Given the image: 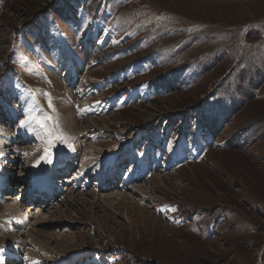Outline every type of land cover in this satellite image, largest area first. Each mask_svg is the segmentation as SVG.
I'll return each instance as SVG.
<instances>
[{
    "label": "rangeland",
    "instance_id": "374dc122",
    "mask_svg": "<svg viewBox=\"0 0 264 264\" xmlns=\"http://www.w3.org/2000/svg\"><path fill=\"white\" fill-rule=\"evenodd\" d=\"M33 261L264 264V0H0V264Z\"/></svg>",
    "mask_w": 264,
    "mask_h": 264
},
{
    "label": "bare ground",
    "instance_id": "6f19581e",
    "mask_svg": "<svg viewBox=\"0 0 264 264\" xmlns=\"http://www.w3.org/2000/svg\"><path fill=\"white\" fill-rule=\"evenodd\" d=\"M4 141H7V140H4ZM1 152H3V151H1ZM143 164H139V167H141ZM6 169V168H5ZM138 173H140V174H138L137 175V177L138 178H140L141 176H142V173L140 172V169L138 170ZM77 178H75V180H76ZM152 180V179H151ZM47 188V191H51V192H53L52 190H49V187H46ZM132 191V190H131ZM139 191V190H138ZM137 194V193H136ZM36 195H38V192H35V196ZM9 196H7V198H6V200H8L9 201ZM14 200V199H13ZM10 203V202H9ZM15 203V201L10 205V204H7V206H6V209H5V212L7 211L8 213H10V214H14L15 212H18V210H19V207H18V205L17 204H14ZM4 212V211H3ZM5 217V216H4ZM12 217H14V215L12 216ZM29 217V216H28ZM11 218V217H10ZM8 220V219H7ZM22 220H24V221H22V222H13L14 224H16V226L18 227V228H20V230H18L19 232H23V233H19L18 232V234H19V236L20 237H23L24 236V238H22L21 240H19V241H16L15 243H17L18 245H20V246H23L24 244H31L32 246L34 245V246H36L37 248H40V249H45V250H49L48 249V247H49V245H48V243L46 242V240L43 238V237H41L40 236V234H39V232H38V230L36 229V228H33V227H31V228H29V226H26V223H29V221H25V217H22ZM26 220H28L27 219V217H26ZM9 221V220H8ZM13 224V225H14ZM146 225V224H145ZM36 226H39L38 224H36ZM154 228V227H153ZM39 229V228H38ZM12 238H14V239H16L17 237H15V236H12ZM15 241V240H14ZM11 242L13 243V241L11 240ZM14 244V243H13ZM20 248V247H19ZM20 250V249H19ZM44 251V250H43ZM47 252V251H46ZM52 253V252H51ZM51 258V257H50ZM29 261H30V259H29ZM31 261H32V259H31ZM26 264H27V262H26ZM32 264H33V262H32Z\"/></svg>",
    "mask_w": 264,
    "mask_h": 264
},
{
    "label": "snow or ice",
    "instance_id": "6c2138e0",
    "mask_svg": "<svg viewBox=\"0 0 264 264\" xmlns=\"http://www.w3.org/2000/svg\"><path fill=\"white\" fill-rule=\"evenodd\" d=\"M48 106H49V108L55 110L54 103L50 97V94H49ZM48 119L51 120V119H53V117L49 116ZM33 122H35L44 131L45 136L49 140V144L52 142H55V141H59L60 143L65 142V138L63 137V135L62 134L57 135V134L53 133L52 130L47 128V126L43 120H35L34 118H31V117L28 118V121H27L28 124H31ZM17 123H18L19 127H21V128L26 127V124L24 122L18 121ZM24 155H27V153H24ZM54 155L55 154L52 151H49L48 148H45L44 155L42 156V159L48 164H52L54 162L59 163L58 160L54 159ZM140 155H142V154H140ZM33 264H40V262L39 261H33Z\"/></svg>",
    "mask_w": 264,
    "mask_h": 264
}]
</instances>
